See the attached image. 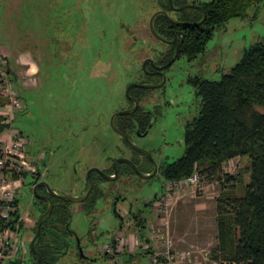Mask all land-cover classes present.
Here are the masks:
<instances>
[{"label": "rangeland", "instance_id": "obj_1", "mask_svg": "<svg viewBox=\"0 0 264 264\" xmlns=\"http://www.w3.org/2000/svg\"><path fill=\"white\" fill-rule=\"evenodd\" d=\"M178 2L185 5L191 0ZM150 3L0 0V76L10 80L11 89L25 104L23 111L13 113L12 128L24 139L29 138L24 148L30 159L38 158L39 151L48 154L39 168L49 187L59 194L79 195L89 168L104 169L112 159L134 154L109 123L114 112L129 107L125 94L128 84L161 81V76L147 75L140 63L149 56L147 40L152 43L151 53L166 47L149 32V13L142 19V10L149 9ZM179 12L170 10L168 14L177 16ZM257 42L264 43V0L249 6L244 16L216 27L202 54L192 61L179 56L164 70L163 84L145 91L140 104L150 111L151 122L145 133L131 135L135 146L157 165L180 157L184 125L197 115L200 102L187 80L193 75L219 80L240 60L244 49ZM19 58L22 63H18ZM7 66L15 78L5 76ZM4 112L0 108V113ZM136 157L142 159V155ZM220 172L234 179L220 183ZM205 174L208 185L203 193L181 198L171 212L170 224L176 247L193 250L198 264H220L211 258L217 249L216 199L230 187L242 195L249 179L248 159L232 158L223 162L216 174ZM164 182L158 173L149 178L120 173L112 182H98L99 192L90 210L69 202L67 227L73 234L66 237L68 250L57 264H81L78 245L92 259L90 264H111L101 248L120 232L113 202L116 200V209L124 206L147 215L144 202L161 194ZM17 192L22 209L36 217L28 186ZM57 226L63 228L59 223ZM23 236L30 240L32 231H24ZM151 259L136 250L131 258L124 256L120 264H150Z\"/></svg>", "mask_w": 264, "mask_h": 264}, {"label": "trees", "instance_id": "obj_2", "mask_svg": "<svg viewBox=\"0 0 264 264\" xmlns=\"http://www.w3.org/2000/svg\"><path fill=\"white\" fill-rule=\"evenodd\" d=\"M258 1L204 2V22L198 32L191 35L187 33L194 28L188 27L184 41L178 48L179 56L186 57L188 61L195 59L204 52L216 27L230 18L244 16L247 8ZM150 2V5L157 3L159 8H166L162 0ZM151 9L143 8L142 16ZM180 18L185 17L182 15ZM153 26L158 35L167 39L173 36L176 28L182 27L163 15L154 18ZM172 54L173 46L170 45L166 50L154 51L153 56L157 63H162ZM5 71L8 78L9 74L15 78L14 71L8 66ZM187 81L200 97L199 111L184 125L182 155L161 164L159 173L169 180L189 176L195 170L207 173V176L214 175L223 162L246 157L249 179L242 195L235 194L233 187H230L222 190L216 199L217 249L211 258L220 264H264V43L257 42L245 48L240 60L219 80L195 75ZM143 91L133 86L129 93L139 100ZM16 96L21 98L17 93ZM5 101L6 97H0V105ZM149 119L148 113L139 106L132 114L117 116L115 124L121 132L130 134L136 128L144 131ZM12 121H7L0 114V133L12 126ZM224 176V181L220 183L234 179L228 174ZM218 178L221 179L220 176ZM96 191L95 187L92 193L96 194ZM54 210L58 212V217L64 213L60 211V206ZM143 218L140 213L133 215L137 227L143 225ZM35 247L43 259L52 260L62 252L64 246L62 239L57 237L51 244L40 240Z\"/></svg>", "mask_w": 264, "mask_h": 264}, {"label": "built area", "instance_id": "obj_3", "mask_svg": "<svg viewBox=\"0 0 264 264\" xmlns=\"http://www.w3.org/2000/svg\"><path fill=\"white\" fill-rule=\"evenodd\" d=\"M0 97L7 98L0 108L5 110L2 115L11 122L20 101L3 76H0ZM26 141L12 126L0 133V264H26L25 243L18 234L20 217L15 201L24 174L34 168L24 148ZM205 177V173L195 170L189 176L168 182L148 205L141 227L124 214L120 232L103 246L111 264H118L126 251L136 250L149 254L153 264H198L193 250L176 247L170 215L181 198L203 193L208 185L204 183Z\"/></svg>", "mask_w": 264, "mask_h": 264}, {"label": "flooded vegetation", "instance_id": "obj_4", "mask_svg": "<svg viewBox=\"0 0 264 264\" xmlns=\"http://www.w3.org/2000/svg\"><path fill=\"white\" fill-rule=\"evenodd\" d=\"M163 4H164V7H166L165 9L164 8H159V5H157V3L153 4V5H150V8L151 9L150 11H148L149 13V18L150 16L152 15V13H154L155 11H158V10H163L169 17H171L173 20H170L168 19L165 15L163 14H158V15H163L165 18H167L169 21L173 22L174 24H177V25H180L182 26L181 28H176L174 33H173V36L176 32H178L177 34V37H176V40L174 43H166V42H163V41H160L159 39L155 38L154 35L152 34V36L159 42H162L165 44L166 47L164 48H161L159 49V51L161 50H166L170 45L173 46V54H174V51H175V46L176 44L179 42V40L182 38L181 42L178 44V47H177V50L179 48V46L181 45V43L184 41V38H185V32L188 30V27H191V28H194V29H191V31L189 30L188 31V35H191L192 32L195 33V32H198V28L199 26H202L203 22H204V19H205V11H204V8H203V1H200V0H191L190 4H185V5H180V3L178 2V0H162ZM206 2V1H205ZM185 8H190L191 11H189L188 13H185L184 12V9ZM170 10H173V11H180L179 12V15L177 16H171L168 14V12ZM184 12V13H182ZM147 13V14H148ZM146 14V15H147ZM146 15H144L142 17L145 18ZM184 16L185 18H180L181 16ZM157 16V15H156ZM155 16V17H156ZM149 18H148V24H149ZM154 21V20H153ZM154 27V26H153ZM148 29H149V25H148ZM155 30V29H154ZM214 32V31H213ZM158 34V33H157ZM160 36V35H159ZM173 36L171 38H169L168 40L172 39ZM163 38V37H162ZM212 38V37H211ZM134 39H136L134 37ZM164 39H167V38H164ZM149 46H147V49H148V55L147 57L141 59L140 63H141V67H142V63H143V60L145 59H148L150 58L152 62H149L147 61L145 63V66L144 68L142 67V70L148 75H157V76H161V80H162V75L164 76V70L168 67V66H165L163 68H156L155 66H162V65H165L168 61H170V59L172 58V56L166 60L165 62H162V63H157V59L154 58L153 56V53H151L153 51V48H152V43L149 42V40H147ZM142 47H140L141 49ZM139 51V50H138ZM159 51H155V52H159ZM179 57V52L177 53V56L175 58V60ZM174 60V61H175ZM173 61V62H174ZM172 62V63H173ZM171 63V64H172ZM170 64V65H171ZM155 65V66H154ZM169 65V66H170ZM36 71V70H35ZM228 71V70H227ZM227 71H225L224 73H226ZM34 74V73H33ZM195 76V75H193ZM210 80V79H209ZM159 83V82H158ZM24 84V82H23ZM130 84H138V83H130ZM129 85V84H128ZM25 86V85H24ZM133 86H136L138 88H141L137 85H132L131 87ZM131 87L129 88L128 90V94L126 93V90H125V94L127 96V98L129 99V107L126 108V109H129L133 106V100L132 99H135L137 101V106L135 108V110L129 114H132L134 113L137 108L140 106L143 111L147 112L148 115H149V121H148V124L146 126V129L144 131H139L137 128L134 129V131L130 134H126L128 136V138L130 139V141L132 142L131 140V135L133 133H138V134H143L146 132L148 126L150 125V122H151V113L149 110H147L143 105H141L140 103L142 102L144 96H145V91L149 88H142L144 89V91L142 92V97L141 99H137L135 98L134 96H132L129 91L131 89ZM127 88V87H126ZM19 101H20V107L19 109L17 110L18 111H23L24 108H25V104L23 103L22 99L21 98H18ZM124 109V110H126ZM121 111V110H120ZM118 112V111H116ZM115 113V112H114ZM113 113V114H114ZM124 115V114H123ZM117 116H120V115H116L115 118ZM115 118H114V123H115ZM110 125V123H109ZM116 125V124H115ZM117 127V126H116ZM110 128L112 129V127L110 126ZM118 128V127H117ZM113 130V129H112ZM120 131V130H119ZM113 132L118 136V134L113 130ZM124 133V132H123ZM22 134V133H21ZM120 138V140L122 141V143L127 146L128 148H130V150L132 152H134L133 156L127 158V157H120V158H127V159H130L131 162L135 165V167L142 173L144 174H150L152 171H153V161L150 160L144 153H142L141 151H139V147L137 148H134L133 146H131L126 140L122 139L120 136H118ZM30 143V140L29 138L27 137V141H26V145ZM132 144L135 146V144L132 142ZM27 153V152H26ZM45 153V154H44ZM142 155V159H138L136 157V155ZM27 157L29 158V160L31 161L32 165H33V170L29 171V172H26L23 176V179L21 181V184L19 186L18 189H20L22 186L24 185H27L28 188L30 189L31 191V194H32V197H31V205L34 206V208L37 210L38 214L36 217H33L31 215V212L30 211H25L22 209V206L21 204L19 203V197H20V194L19 192L16 193V196H15V201H16V204H17V210H18V214H19V217H20V221L18 223V234L19 236L22 238V240L24 241L25 243V258L24 260L26 261V264H35L36 261H37V255L36 254H39L40 256V262L38 264H57V261L60 257H62L64 254L67 253V250H68V244L66 242V237L70 234H73L69 228L67 227V223H68V218H69V208H68V203L69 202H73V201H67V200H64L62 198H60L59 196L57 195H52L50 194V191L51 192H54L55 194H58V195H62V194H59L57 192H55L54 190H52L48 183L46 182V180L44 179V176H45V173L40 170L39 168V164H43L45 163L46 159L48 158V154L46 152H41L39 151V154H38V158L32 160L30 159L29 155L27 154ZM118 159V158H117ZM152 159V158H151ZM116 159H112L111 160V165L108 166L107 168H104V169H99L102 173L106 174V175H109V176H114V173H113V162L115 161ZM39 162V163H38ZM167 162V161H165ZM170 162V161H169ZM164 163V162H163ZM161 163V164H163ZM155 164V163H154ZM160 164V165H161ZM156 165V170L154 172L153 175H155L156 173H159V167L160 165ZM91 168H96V167H91ZM90 169V168H89ZM88 169V170H89ZM116 170H117V173L115 175V177H113L112 179H108L106 177L103 176V174H101L100 172L96 171V170H92L91 173H90V180H91V189L89 191V193L87 194V196L81 200V201H76L77 203H80L81 205V208L83 210H90L93 206H94V196L99 192V187H98V182L99 181H107V182H112L114 179H116L120 173H132V174H136L135 171L132 169V166H130L128 163L126 162H118L116 164ZM88 172V171H87ZM137 175V174H136ZM152 175V176H153ZM138 177H141L139 175H137ZM152 176H149V177H152ZM161 176V175H160ZM29 177V180H27ZM147 177V178H149ZM162 177V176H161ZM143 178V177H141ZM164 178V177H163ZM165 179V178H164ZM174 180H178V179H174ZM174 180H169V179H165V182L164 184L162 185V190H164L166 184L170 181H174ZM96 187V194L95 193H92L93 189ZM88 188V178H87V173H86V176H85V182H84V186H83V190L81 191V193L79 195H75V196H82L86 190ZM17 189V190H18ZM65 196H68V195H65ZM157 196L155 195V197L153 198V200L156 198ZM153 200H146L144 202V208H145V212H146V209L148 207V205L153 201ZM51 202V207L49 209V211L47 212V209L49 207V203ZM56 206H60V211H64L63 214H61L60 217L58 212H55L54 208ZM116 200L113 202V209H114V214L115 216L118 217L119 219V228L121 227L122 225V222L124 219L123 218V215L126 214V216L128 217V219H131L133 220V215H136V213H140V215L142 217H144L145 215L142 214V211L141 210H133L131 208H126L124 206H121L119 207L118 209H116ZM42 216V219L38 225V233L35 237V240L33 242V247H34V251L31 249V240L32 238L34 237V235L36 234V229H37V222H38V219ZM61 224L63 226L62 229H59L57 224ZM26 230H31L32 231V237L30 238V240H26L23 236V233L24 231ZM115 234L112 235V237L110 238V240L114 237ZM57 237H60L62 239V242H63V249H62V252L55 258V259H52V260H48V259H43L41 254L36 250V245L39 244V241L40 240H44L46 243H50L51 244V241H53L54 239L56 240ZM109 240V241H110ZM105 244V243H104ZM103 244V246H104ZM77 245H78V242H77ZM102 251H103V247L101 248ZM77 255H80V262L81 264H90L89 261H91L92 259L89 258V256H86L82 253V250L81 248L77 247ZM140 252V251H139ZM135 253L134 252H128L126 251L120 261L118 262V264H120L122 258L124 256H127L129 258L132 257V255ZM142 253H145V252H142ZM147 254V253H145ZM103 255L105 256V258H107V255L104 253L103 251ZM108 259V258H107ZM111 263V262H110Z\"/></svg>", "mask_w": 264, "mask_h": 264}, {"label": "water", "instance_id": "obj_5", "mask_svg": "<svg viewBox=\"0 0 264 264\" xmlns=\"http://www.w3.org/2000/svg\"><path fill=\"white\" fill-rule=\"evenodd\" d=\"M158 14H163V15H165L168 19L173 20V19H172L171 17H169V16H168L163 10L155 11L154 13H152V15H151L150 18H149V24H148V25H149V30H150V32L154 35L155 38L159 39L160 41H163V42H166V43H174L175 40H176V37H177L178 32H176V33L174 34V36H173L172 39L168 40V39H164V38H162L161 36H159V35L156 33V31L154 30V27H153V20H154L155 16L158 15ZM173 21H175V20H173ZM182 38H183V37H182ZM182 38H181V39L179 40V42L176 44L174 54H173L172 58L170 59V61H168L165 65H162V66H155V65H154L156 68L160 69V68H163V67H165V66H169V65L175 60V58H176V56H177V53H178L177 47H178V44L181 42ZM147 61L152 62L150 58L143 60V63H142V67H143V68H144L145 63H146ZM163 82H164V76L162 75V80H161L159 83H156V84H129V85L127 86V88H126V93L128 94V90H129V88H130L132 85H137V86H139V87H141V88H153V87L161 86V85L163 84ZM132 100H133V106H132L131 108L126 109V110H121V111L115 112L114 114L111 115V117H110V126H111L112 129L118 134V136H120L122 139L126 140V141H127L131 146H133L134 148H137L136 146H134V145L132 144V142L130 141V139L128 138V136H127L125 133L119 131V129L116 127V125H115V123H114V118H115L116 115L129 114V113H131V112H133V111L135 110V108H136V106H137V101H136L135 99H132ZM137 149H138V148H137ZM139 151H141L142 153H144V154H145L150 160H152L151 157H150V155H149L147 152H145V151L142 150V149H139ZM118 162H126V163H128L130 166H132V169L135 171V173H136L137 175L143 177V178H147V177H149V176H152V175L154 174L155 170H156V165H155L154 162H153V171H152L150 174L147 175V174H144V173L140 172V171L135 167V165L131 162L130 159H127V158H118V159H116V160L113 162V165H112V167H113V173H114V176H113V177H115V175H116V173H117V170H116V164H117ZM92 170H96V171L100 172L101 174H103L104 177H106V178H108V179H112V178H113L112 176H109V175H106V174L102 173V172H101L99 169H97V168H90V169L88 170V172H87L88 188H87L86 192H85L82 196H65V195H58V194H55L54 192H51V191H50V194H52V195H57V196H59L60 198H62V199H64V200H67V201H73V202H76V201H81V200H83V199L87 196V194L89 193V191H90V189H91V186H92V184H91V180H90V173H91ZM50 207H51V202L49 203V207H48V209H47V212L49 211ZM41 219H42V216L38 219V222H37V229H36V234L34 235V237H33L32 240H31V244H30V246H31V249H32L33 251H34L33 242H34L35 237H36V235H37V233H38V225H39ZM36 255H37V261H36L35 264H38V263L40 262V256H39V254H36Z\"/></svg>", "mask_w": 264, "mask_h": 264}, {"label": "crops", "instance_id": "obj_6", "mask_svg": "<svg viewBox=\"0 0 264 264\" xmlns=\"http://www.w3.org/2000/svg\"><path fill=\"white\" fill-rule=\"evenodd\" d=\"M21 58H19V60H17V61H19L18 63H22V60H20ZM17 66V65H16ZM30 69H32V68H30ZM33 72H31L32 74L35 72V69H33L32 70ZM28 73V72H27ZM30 73V72H29ZM6 77H7V75H5ZM8 78V77H7ZM21 85H23L24 86V84L22 83Z\"/></svg>", "mask_w": 264, "mask_h": 264}]
</instances>
